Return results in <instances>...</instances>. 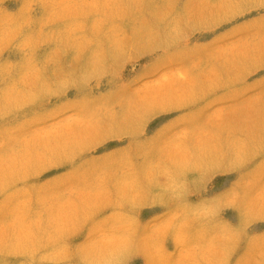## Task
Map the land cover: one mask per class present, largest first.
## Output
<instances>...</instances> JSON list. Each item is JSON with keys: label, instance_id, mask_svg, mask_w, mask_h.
<instances>
[{"label": "rangeland", "instance_id": "1", "mask_svg": "<svg viewBox=\"0 0 264 264\" xmlns=\"http://www.w3.org/2000/svg\"><path fill=\"white\" fill-rule=\"evenodd\" d=\"M0 264H264V0H0Z\"/></svg>", "mask_w": 264, "mask_h": 264}]
</instances>
